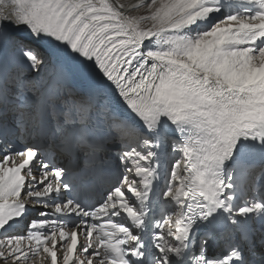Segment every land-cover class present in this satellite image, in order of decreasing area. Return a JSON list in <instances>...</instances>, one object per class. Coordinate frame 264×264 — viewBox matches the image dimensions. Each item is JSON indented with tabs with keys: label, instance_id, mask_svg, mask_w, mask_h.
Instances as JSON below:
<instances>
[{
	"label": "snow or ice",
	"instance_id": "6c2138e0",
	"mask_svg": "<svg viewBox=\"0 0 264 264\" xmlns=\"http://www.w3.org/2000/svg\"><path fill=\"white\" fill-rule=\"evenodd\" d=\"M0 264H264V0H0Z\"/></svg>",
	"mask_w": 264,
	"mask_h": 264
}]
</instances>
